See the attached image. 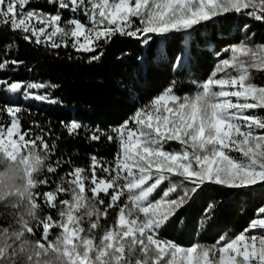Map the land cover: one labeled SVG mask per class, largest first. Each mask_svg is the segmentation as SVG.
Wrapping results in <instances>:
<instances>
[{"label": "snow or ice", "instance_id": "6c2138e0", "mask_svg": "<svg viewBox=\"0 0 264 264\" xmlns=\"http://www.w3.org/2000/svg\"><path fill=\"white\" fill-rule=\"evenodd\" d=\"M31 2L0 0V28L19 31L23 40L32 42L34 38L37 45L53 49L70 43L78 53H95L101 42L107 44L117 34L137 40L143 37L142 43L147 45L152 39L149 34L190 33L198 25L233 13L264 23V0H47L58 5L54 14L28 9ZM60 10L73 15L63 20ZM81 13L87 23L77 18ZM13 47L14 43L5 45V56ZM223 51L231 55L220 60L208 78L196 85L194 94L180 96L168 87L109 132L84 126V131L91 133V141L106 136L109 142L117 143L118 150L111 161L92 155L90 176L81 166L70 173L73 178L68 181L78 184L82 192L87 189L100 209L105 205L100 194L110 197L101 209L99 225L89 230L85 244L90 247L80 264H264V206L258 208L248 227L234 237L221 234L214 243L194 239L190 246H183L162 235L202 186H264V114H260L264 110V85L256 83L253 76L254 70L264 71V44L252 46L241 41ZM101 55L103 52L91 55L89 62ZM21 63L0 60V72L10 66L15 71ZM57 87L47 82L0 78L3 93L51 105L60 101L47 90ZM25 110L23 105L0 107V112L10 118L6 131L0 127V148L20 150L23 142L25 147L39 145L52 156L60 138L56 137L51 146L43 135L26 139L31 133L21 134L20 114ZM65 127L71 136L82 125L73 120ZM170 142L179 148H166ZM56 171L49 163L47 173ZM46 184L44 179L41 186ZM58 194L48 190L40 196L57 204ZM113 208H118L116 222L104 227L101 218L107 219ZM213 210L209 203L204 218L198 220L200 234L206 220L212 219ZM102 228L103 234L97 237ZM252 230H259V234H252Z\"/></svg>", "mask_w": 264, "mask_h": 264}, {"label": "trees", "instance_id": "16d2710c", "mask_svg": "<svg viewBox=\"0 0 264 264\" xmlns=\"http://www.w3.org/2000/svg\"><path fill=\"white\" fill-rule=\"evenodd\" d=\"M57 7L47 0H32L27 6L28 9L51 14L55 13ZM60 11L63 20L73 15L69 10ZM77 18L87 23L82 14ZM245 25L248 27L245 28ZM22 35L7 27L0 28V60L7 58L23 62L15 71L10 66L9 70L0 72V78L58 85L47 91L60 103H28L21 97H12L10 93L0 91V107L5 104L24 106L26 110L20 114L21 134L26 131L31 133L26 139L43 135L51 146L56 137L60 138L55 153L48 161L57 171L45 173L43 178L48 180V184L41 186L42 193L54 190L61 176L65 182L72 179L70 173L77 166L84 167L90 176L92 155L107 161L114 159L117 143L109 142L106 136L99 141H91V133H86L84 126L89 129L99 127L109 132L168 87H173L180 96L194 94L196 85L208 78L220 60L231 55L223 49L241 41L252 46L264 44V23L246 14H227L196 26L190 33L149 34L152 39L147 45L142 43L143 37L137 40L117 34L109 43L101 42V47L95 53H78L70 43L68 47L53 49L43 44L37 45L34 38L32 42L25 41ZM9 43H14V47L5 56V45ZM101 52L103 55L99 60L89 62L91 55H100ZM182 55L183 58L178 61L177 57ZM253 76L256 83L264 85V71L254 70ZM260 114H264V110H260ZM73 120L81 123L82 127L70 136L65 125ZM9 125L10 118L0 112V127L5 130ZM166 148H179V145L170 142ZM100 196L105 200V205L101 206L103 210L110 197ZM65 198L66 194L59 193L57 205L59 200ZM209 203L214 205L212 219L206 220L203 234H200L198 220L204 218L202 214ZM261 206H264L262 185L229 189L207 184L179 211L162 235L183 246H190L194 239L214 243L221 234L234 237L248 227ZM47 211L58 219L55 209L49 208ZM117 214L118 208L110 209L107 219L101 218L102 225L113 226ZM102 234L103 228L96 233L97 237Z\"/></svg>", "mask_w": 264, "mask_h": 264}, {"label": "clouds", "instance_id": "9594fccd", "mask_svg": "<svg viewBox=\"0 0 264 264\" xmlns=\"http://www.w3.org/2000/svg\"><path fill=\"white\" fill-rule=\"evenodd\" d=\"M48 161L39 145L0 148V264H80L87 255L89 230L103 212L94 196L63 176L52 192L66 194V203L40 196Z\"/></svg>", "mask_w": 264, "mask_h": 264}, {"label": "rangeland", "instance_id": "374dc122", "mask_svg": "<svg viewBox=\"0 0 264 264\" xmlns=\"http://www.w3.org/2000/svg\"><path fill=\"white\" fill-rule=\"evenodd\" d=\"M82 14V13H81ZM83 15V14H82ZM41 92H43V90H40ZM10 95L12 96V97H20V95L19 94H11L10 93ZM25 102H28V103H36V104H39V103H41V102H36V101H34V100H24ZM7 129V128H6ZM6 129H5V131H6ZM14 139H18V137H16V136H14L13 137ZM100 195H104V194H100ZM252 234H259V230H252Z\"/></svg>", "mask_w": 264, "mask_h": 264}]
</instances>
